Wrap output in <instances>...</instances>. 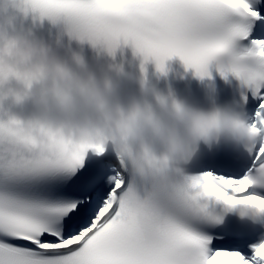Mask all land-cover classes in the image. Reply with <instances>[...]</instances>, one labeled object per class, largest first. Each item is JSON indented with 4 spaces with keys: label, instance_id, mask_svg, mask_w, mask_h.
Here are the masks:
<instances>
[{
    "label": "snow or ice",
    "instance_id": "snow-or-ice-1",
    "mask_svg": "<svg viewBox=\"0 0 264 264\" xmlns=\"http://www.w3.org/2000/svg\"><path fill=\"white\" fill-rule=\"evenodd\" d=\"M82 40L114 51L131 44L158 70L179 57L203 75L213 57L247 53L259 70L242 103L264 135V0H27ZM143 69V64H142ZM264 170V144L243 170L198 169L194 185L228 202H256L250 173ZM194 206L166 182L133 181L123 155L0 119V264H264V241L246 255L197 227Z\"/></svg>",
    "mask_w": 264,
    "mask_h": 264
},
{
    "label": "clouds",
    "instance_id": "clouds-1",
    "mask_svg": "<svg viewBox=\"0 0 264 264\" xmlns=\"http://www.w3.org/2000/svg\"><path fill=\"white\" fill-rule=\"evenodd\" d=\"M10 10L25 15L29 11L37 13L27 0H0V14ZM38 15L53 24L60 22ZM65 28L70 36L84 41ZM89 42L115 54L116 49L110 51L105 44ZM135 52L143 57L142 64L149 61ZM247 55L241 52L213 57L206 72L195 75L201 80L211 78L210 65L214 64L226 81L232 76L239 82L242 101L251 86H259L261 76L256 69L248 76L238 70ZM160 72L167 74L166 62ZM12 81L16 86L5 88ZM136 82L142 95L122 100L113 78H98L78 53L72 54L71 61L63 59L31 29L0 22V103L11 96L17 105L23 106L29 99L35 104L31 115L11 114L9 118L33 125L37 132L104 144L106 151L111 149L118 157H125L133 181L166 182L194 206L199 221L210 227L221 225L230 212H238L242 218L250 215L253 220L264 215V207L256 202H228L205 195L194 185L197 174L187 170L204 149L230 148L249 157L250 150L264 144V135L249 123L244 104L206 110L178 98L171 90L165 93L150 87L146 76ZM250 179L252 186L264 184V170L250 173ZM253 191L260 193L257 188ZM217 204L222 205L219 212Z\"/></svg>",
    "mask_w": 264,
    "mask_h": 264
},
{
    "label": "bare ground",
    "instance_id": "bare-ground-1",
    "mask_svg": "<svg viewBox=\"0 0 264 264\" xmlns=\"http://www.w3.org/2000/svg\"><path fill=\"white\" fill-rule=\"evenodd\" d=\"M251 252H252V251H251ZM251 252H250V254H251ZM250 254H249V255H250Z\"/></svg>",
    "mask_w": 264,
    "mask_h": 264
}]
</instances>
